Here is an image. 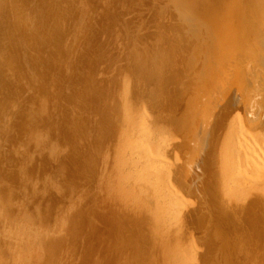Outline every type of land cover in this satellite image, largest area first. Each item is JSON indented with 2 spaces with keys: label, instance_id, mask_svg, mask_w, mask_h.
Instances as JSON below:
<instances>
[{
  "label": "rangeland",
  "instance_id": "obj_1",
  "mask_svg": "<svg viewBox=\"0 0 264 264\" xmlns=\"http://www.w3.org/2000/svg\"><path fill=\"white\" fill-rule=\"evenodd\" d=\"M0 1V264H264V182L247 175L248 194L236 189L228 143L241 128L264 137V35L251 24L264 0H225L215 19L181 14L189 0H59L46 48L24 35L44 3ZM237 16L252 20V58L206 30L236 32ZM149 159L156 176L140 166Z\"/></svg>",
  "mask_w": 264,
  "mask_h": 264
},
{
  "label": "bare ground",
  "instance_id": "obj_2",
  "mask_svg": "<svg viewBox=\"0 0 264 264\" xmlns=\"http://www.w3.org/2000/svg\"><path fill=\"white\" fill-rule=\"evenodd\" d=\"M5 1V0H4ZM24 1V0H23ZM27 1V0H26ZM29 1V0H28ZM38 1V0H37ZM40 1V0H39ZM38 1V2H39ZM51 1L52 0H41L40 2H43L44 3V5L43 6H41V4H39V5H34V3H33V6H32V8H30V6L31 5H27V7H28V9L30 8L31 10H32V12L35 14H33L34 15V20L33 19H30V20H33V22L31 21V23H29V25L27 26V27H29V26H31L30 28H28V30L26 31V29H25V37H26V39H30V38H34V40H39V41H41L43 44L41 45L40 44V47L42 46V47H45L46 45H47V42H48V44H51V43H53L54 44V46H55V43H56V39H58V38H55V35L53 34V32H52V30L54 29V22L56 21L57 22V20L59 19V18H57L56 16H57V14H56V12H57V9H56V7H57V5H59V0H53V2L54 3H52L51 4ZM67 1V0H66ZM92 1V0H91ZM173 1V0H172ZM223 1H225V0H189V1H187V4H189L187 7H185V10H181V14H183V15H187V13H189V11H188V8H191V9H193V10H195V7H197L198 8V10H199V13L198 14H201V17H203V18H205L204 16H207V18L208 17H211L212 19H215V17H214V15L213 14H215L214 13V10H215V7H217L216 5H221L222 3H223ZM234 1V0H233ZM256 2H262L261 0H255ZM1 2V1H0ZM33 2H35L34 0H33ZM39 2V3H40ZM69 2H71V0H69ZM76 2V1H75ZM87 2H89V1H87ZM86 1H85V3H87ZM121 2H123V1H121ZM228 2V1H227ZM231 3H232V0L230 1ZM241 2V1H240ZM249 2V1H248ZM2 3V2H1ZM0 3V4H1ZM9 3V2H8ZM13 3H15V2H13ZM20 3V2H19ZM29 3V2H28ZM37 3V2H36ZM77 3V2H76ZM83 3H84V1H83ZM90 3V2H89ZM105 3V2H104ZM237 3H238V1H237ZM246 3L247 2H245V4L244 5H246ZM17 4V3H16ZM16 4H15V7H16ZM22 4H24V3H22ZM29 4H31V3H29ZM88 4V3H87ZM91 4V3H90ZM180 4V3H179ZM228 4L230 5V3L228 2ZM241 3H239L238 5H240ZM258 4H261V3H258ZM2 5V4H1ZM0 5V6H1ZM14 5V4H13ZM25 5V4H24ZM73 5V4H72ZM75 5V4H74ZM116 5V4H115ZM118 5V4H117ZM168 5V4H167ZM172 5V4H171ZM17 6H18V4H17ZM88 5H86V7H87ZM92 6V5H91ZM174 6H177V4L176 5H174ZM180 6H181V4H180ZM240 6H242V5H240ZM14 7V8H15ZM72 7V6H71ZM85 7V6H84ZM221 8H222V5L220 6ZM233 7V5H231V8ZM235 7V6H234ZM243 7V6H242ZM250 7V6H249ZM1 8V7H0ZM19 8V7H18ZM77 8V7H76ZM120 8H121V6H120ZM158 8V7H157ZM225 8V7H224ZM226 8H227V6H226ZM244 8V7H243ZM24 9H26V7L24 8ZM29 9V10H30ZM77 9H80V8H77ZM86 9V8H85ZM88 9H89V6H88ZM183 9V8H182ZM236 9H237V7H236ZM257 9V8H256ZM259 14H260V16L258 17V19H257V21H252V20H248V19H250V18H248V19H246V18H241V17H238V19H239V21H240V23L238 24L239 26L237 27V31L236 32H234V30H233V32H230L229 31V29L227 28L228 26H226V27H223V25L224 24H218V22L217 21H214L213 20V22L211 21V24H213L214 23V25H213V27H211V25L210 26H208V28L206 29L207 30V32H208V30L209 29H212L213 31H214V35H218L219 33H220V40H221V42L223 43V45L224 44H234V47H232L233 48V51H235L236 49L235 48H238V49H242V48H244V49H242V50H240V51H245V53L246 54H248V56L247 57H250V58H252V54H254L255 53V51H256V49L258 48V44H256V42L257 41H255V42H250L251 40H252V38L251 37H253V36H263L264 35V5H262L261 4V6H259ZM1 10V9H0ZM10 10H11V7H10ZM74 10H75V8H74ZM81 10L82 9H80V10H78V12L80 11L81 12ZM87 10V9H86ZM86 10H84V11H86ZM90 10V9H89ZM235 10V9H234ZM246 9L244 8V10L243 11H245ZM11 11H13V10H11ZM83 11V10H82ZM83 11V12H84ZM88 11V10H87ZM91 11H93V10H91ZM250 11H251V9H250ZM5 12V11H4ZM186 14H185V13ZM246 12V11H245ZM253 12V11H252ZM251 12V13H252ZM0 13H1V11H0ZM13 13H16L15 12V10H14V12ZM19 13V12H18ZM71 13V12H70ZM160 13V12H159ZM196 13V12H195ZM218 13V12H217ZM243 13V12H242ZM247 13V12H246ZM257 13V12H256ZM74 14V13H73ZM72 14V15H73ZM78 14V13H77ZM80 14V13H79ZM85 15H86V13H84ZM221 14V13H220ZM220 14H218V15H220ZM241 14V13H240ZM245 14V13H244ZM254 14V12L252 13V15ZM3 15V14H2ZM19 15H21L20 13H19ZM22 15H24V14H22ZM27 16H28V14H26ZM70 15L71 14H69V17H70ZM90 15V14H89ZM249 15V14H248ZM27 16H25L26 17V21L28 22V17ZM74 16V15H73ZM73 16H71V17H73ZM98 16V15H97ZM128 16V15H127ZM131 16V15H130ZM174 16V15H173ZM194 16H195V14H194ZM223 16H227L226 14H223ZM254 16H255V14H254ZM4 17V16H3ZM7 17V16H6ZM15 17V16H14ZM14 17H12L13 19H14ZM80 17V16H79ZM83 17V16H82ZM85 17V16H84ZM169 17V16H168ZM190 17V16H189ZM250 17V16H249ZM19 18V17H18ZM29 18H31V16L29 17ZM75 18H77V16L75 17ZM126 18V17H125ZM178 18V17H177ZM191 18V17H190ZM206 18V19H207ZM219 18H221V17H219ZM5 18H3V20H4ZM70 19V18H69ZM105 19V18H104ZM124 19V18H123ZM122 19V20H123ZM232 19V18H231ZM236 19V18H235ZM8 20H10L11 21V19H8ZM29 20V21H30ZM60 20V19H59ZM64 20V19H63ZM73 20H76V19H74L73 18ZM78 20V19H77ZM110 20V18L108 19V21ZM156 20V19H155ZM203 20V19H202ZM14 21V20H13ZM16 21L18 22V20L17 19H15V22L14 23H16ZM20 21V20H19ZM25 21V20H24ZM25 21V22H26ZM62 21V20H61ZM66 21V20H65ZM111 21V20H110ZM168 21V20H167ZM186 21V20H185ZM189 21V20H188ZM234 21V20H233ZM250 21H252L251 22V24H252V26H253V36H251L250 34H249V32L247 33L246 31V25L245 24H247L248 22H250ZM23 22V21H22ZM76 22V21H75ZM79 22H81V21H78V23ZM106 22V21H105ZM116 22V21H115ZM156 22V21H155ZM232 22V21H231ZM6 23V22H5ZM77 23V24H78ZM96 23V22H95ZM98 23V22H97ZM102 23V22H101ZM110 23V22H109ZM210 23V22H209ZM225 23V22H224ZM236 23H238V21H236ZM235 23V24H236ZM1 24H2V22H1ZM28 24V23H27ZM81 24V23H80ZM93 24V23H92ZM115 24V23H114ZM248 24H250V23H248ZM250 24V25H251ZM10 25V24H9ZM9 25H7V26H9ZM17 25V24H16ZM24 25V24H23ZM26 25V24H25ZM112 25V24H111ZM110 25V26H111ZM227 25V24H226ZM231 25V24H230ZM250 25H248V26H250ZM6 26V27H7ZM12 26H13V23H12ZM18 26V25H17ZM16 26V27H17ZM79 26V25H78ZM113 26V25H112ZM117 26V25H116ZM204 26H206L205 24H204ZM203 26V24H202V27H204ZM232 26V25H231ZM237 26V25H236ZM11 27V26H10ZM73 27V26H72ZM75 27V26H74ZM80 27V26H79ZM24 28H26V27H24ZM77 28V27H76ZM100 28V27H99ZM117 28V27H116ZM139 28V27H138ZM172 28V27H171ZM230 28V27H229ZM233 28H236V27H233ZM2 29V28H1ZM8 29V28H7ZM11 29H13V28H11ZM14 29H15V27H14ZM13 29V30H14ZM22 29V28H21ZM70 29V28H69ZM72 29V28H71ZM74 29V28H73ZM79 29V28H78ZM184 29V28H183ZM186 29H188V30H192L191 29V25H189V27L187 26V28ZM185 29V30H186ZM252 29V28H251ZM16 30V29H15ZM30 30V31H29ZM161 30H162V27H161ZM249 30V29H248ZM9 31V30H8ZM7 31V32H8ZM11 31V30H10ZM43 31H45V32H49L50 34H51V36H52V38H48V37H46V38H41V39H39L38 37H40V33L41 32H43ZM119 31V30H118ZM163 31H164V29H163ZM229 31V32H228ZM249 31H251V30H249ZM6 32V33H7ZM14 32H17V31H14ZM21 32H22V30H21ZM55 32V31H54ZM169 32V31H168ZM174 32V31H173ZM184 32V31H183ZM205 32V31H204ZM10 33V32H9ZM23 33H24V31H23ZM23 33H21V34H23ZM49 33H47V34H49ZM77 33H78V31H77ZM117 33V32H116ZM171 33V32H170ZM193 33H194V31H193ZM251 33V32H250ZM18 34V33H17ZM16 34V35H17ZM20 34V35H21ZM43 34V33H42ZM74 34V33H73ZM172 34V33H171ZM252 34V33H251ZM8 36H9V34H7ZM37 35V36H36ZM79 35V34H78ZM195 35V34H194ZM213 35V36H214ZM1 36H2V34H1ZM1 36H0V38H1ZM5 36V35H4ZM36 36V37H35ZM76 36V35H75ZM204 36H206V35H204ZM242 36V37H241ZM71 37H72V35H71ZM169 37V36H168ZM244 37H248L247 39H245ZM22 38H23V36H22ZM21 38V39H22ZM48 38V39H47ZM114 38H116V37H114ZM172 38V37H171ZM213 38V37H212ZM212 38H211V40H212ZM251 38V40H249ZM264 38V37H263ZM9 39H10V37H9ZM16 39H20V38H17L16 37ZM79 38H78V36H77V39H76V41L78 40ZM155 39V38H154ZM161 39V38H160ZM17 40V41H18ZM24 40V39H23ZM33 40V39H32ZM62 40H64V39H62ZM80 40V39H79ZM209 40V39H208ZM215 40V39H214ZM258 40V39H257ZM0 41H3L2 40V38H1V40ZM20 41H22V40H20ZM20 41H18V42H20ZM67 41H68V39H67ZM1 43H3V42H1ZM4 43H6V42H4ZM260 43V42H259ZM180 44V43H179ZM218 44V43H217ZM221 43L219 42V45H220ZM263 44V43H262ZM4 45V44H3ZM8 45V44H7ZM58 45V44H57ZM72 45V44H71ZM164 45V44H163ZM169 45V44H168ZM10 46V45H9ZM99 46V45H98ZM107 46V45H106ZM218 46V45H217ZM230 46V45H229ZM1 47V46H0ZM5 47V46H4ZM39 47V48H40ZM76 47V46H75ZM80 47V46H79ZM105 47V46H104ZM178 47H179V45H178ZM209 47V46H208ZM223 47V46H222ZM11 48V47H10ZM46 48V47H45ZM74 48V47H73ZM154 48V47H153ZM174 48V47H173ZM176 48V47H175ZM260 49H261V47H259ZM40 49H43V48H40ZM48 49V48H47ZM214 49V48H213ZM235 49V50H234ZM0 50H1V48H0ZM7 50V49H6ZM31 50V49H30ZM45 50V49H44ZM75 50V49H74ZM180 50V49H179ZM184 50V49H183ZM186 50V49H185ZM10 50H8V52H9ZM16 51V50H15ZM12 52V51H11ZM42 52H43V50H42ZM1 53V52H0ZM10 53V52H9ZM13 53V52H12ZM72 53V52H71ZM164 53V52H163ZM213 53V52H212ZM242 53V52H241ZM244 53V52H243ZM244 53V55H246ZM2 54V53H1ZM40 54H42V53H40ZM33 55H34V53H33ZM70 55V54H69ZM74 55H76V54H74ZM264 55V54H263ZM8 56V55H7ZM10 56V55H9ZM12 56V55H11ZM65 56V55H64ZM179 56V55H178ZM217 56V55H216ZM257 56H258V54H257ZM5 57V56H4ZM3 57V58H4ZM247 57H245L246 59H245V61L247 60ZM256 57V56H255ZM254 57V58H255ZM259 57V56H258ZM6 58V57H5ZM235 58H236V56H235ZM253 58V59H254ZM136 59V58H135ZM138 59V58H137ZM237 59V58H236ZM243 59V58H242ZM0 60H1V56H0ZM4 60V59H3ZM7 60V59H6ZM6 60H4L5 62H6ZM16 60V59H15ZM19 60V59H18ZM234 60V59H233ZM10 61V60H9ZM82 61V60H81ZM129 61V60H128ZM244 61V59H243V62H241V63H244L245 62ZM18 62H20V60L18 61ZM248 61H246V63H247ZM7 63V62H6ZM126 63V62H125ZM230 63V62H229ZM7 64H9V63H7ZM7 64H5V66L7 65ZM18 64V63H17ZM16 64V65H17ZM19 64H22L21 62L19 63ZM144 64V63H143ZM220 64V63H219ZM227 64V63H226ZM240 64V63H239ZM15 65V64H14ZM73 65V64H72ZM154 65V64H153ZM233 65V64H232ZM21 65H19V66H17L18 67V70H19V68H23V66L22 67H20ZM1 67L2 68H4L3 67V64L1 65ZM15 67V66H14ZM17 67H15L16 69H17ZM130 67V66H129ZM7 68V67H6ZM70 68V67H69ZM74 68V67H73ZM222 68V67H221ZM237 68V67H236ZM242 68V67H241ZM72 69V68H71ZM137 69V68H136ZM217 69H219L218 68V66H217ZM231 69H233V68H231ZM3 70V69H2ZM15 70V69H14ZM17 70V71H18ZM22 70L23 69H20L19 71H21L22 72ZM215 70V69H214ZM17 71H15V72H17ZM18 71V72H19ZM33 71H35V70H33ZM148 71V70H147ZM146 71V73L148 74V72L149 71H151V70H149L148 72ZM224 71V70H223ZM248 71V70H247ZM254 71V70H253ZM256 71H257V69H256ZM9 72H10V70H9ZM8 72V73H9ZM14 72V71H13ZM17 72V73H18ZM123 72H125V71H123ZM151 72H153V71H151ZM151 72H149V74L151 73ZM11 73V72H10ZM17 73H15V74H17ZM35 72H33V74H34ZM68 73V72H67ZM221 73V72H220ZM239 73V72H238ZM233 74V73H232ZM231 74V75H232ZM19 75V77H20V73L18 74ZM18 75H16V76H18ZM38 75V73L37 74H35V76H37ZM220 75V74H219ZM246 75V74H245ZM230 76V75H229ZM235 76V75H234ZM124 77V76H123ZM122 77V78H123ZM126 79H125V77L123 78V80L122 81H124V80H129L130 78V75H129V77L126 75ZM219 77V76H218ZM231 77V76H230ZM255 77V76H254ZM8 78V77H7ZM6 78V79H7ZM11 78V77H10ZM14 78H17V77H14ZM37 78H38V76H37ZM87 78H88V76H87ZM214 78V77H213ZM232 78V77H231ZM255 78H257V77H255ZM65 79V78H64ZM63 79V80H64ZM146 79V78H145ZM248 79V78H247ZM128 80L127 81H125L124 83H128V84H126V85H128V87L126 86V85H124L125 86V88H129V83L130 82H128ZM132 80V79H131ZM17 82V83H19V81H20V78H18V80L16 81V80H14L13 79V82ZM130 81V80H129ZM243 81V80H242ZM250 81V80H249ZM261 81H263V80H261ZM22 82V81H21ZM27 82V81H26ZM215 82V81H214ZM218 82V81H217ZM226 82V81H225ZM23 83V82H22ZM70 83V82H69ZM131 83H132V81H131ZM138 83V82H137ZM165 83V82H164ZM230 83V82H229ZM263 83V82H262ZM143 84V83H142ZM255 84V83H254ZM253 84V85H254ZM18 85V84H17ZM66 85V84H65ZM123 86V87H124ZM12 87V86H11ZM84 87V86H83ZM254 87V86H253ZM255 87H256V85H255ZM254 87V88H255ZM82 88V87H81ZM91 88V87H90ZM79 89V88H78ZM84 89V88H83ZM124 89V88H123ZM127 89H125V90H127ZM132 89V88H131ZM135 89V88H134ZM207 89V88H206ZM259 89V88H258ZM11 90V89H10ZM19 90V89H18ZM68 90V89H67ZM251 90V89H250ZM114 91V90H113ZM62 92V91H61ZM128 93V91H125L124 92V90H123V93H122V95L124 94V93ZM138 92H140V91H138ZM248 92V91H247ZM255 92V91H254ZM12 93V92H11ZM36 93H38L37 91H36ZM36 93H34L33 94V96L34 95H36ZM56 93V92H55ZM60 93V92H59ZM74 93V92H73ZM126 93V94H127ZM130 93V92H129ZM143 93V92H142ZM215 93V92H214ZM72 94V93H71ZM137 94V93H136ZM135 94V95H136ZM139 94V93H138ZM219 94V93H218ZM72 95H74V94H72ZM71 95V96H72ZM125 95V94H124ZM255 95V94H254ZM68 96H69V94H68ZM120 96H121V94H120ZM133 96V95H132ZM138 96H140V95H138ZM119 97V96H118ZM124 97V96H123ZM215 97V96H214ZM38 99V98H37ZM40 99V98H39ZM113 99V98H112ZM60 100V99H59ZM78 100V99H77ZM124 100V99H123ZM133 100V99H132ZM165 101V100H164ZM74 102V101H73ZM77 102V101H76ZM187 103V102H186ZM36 104H38L37 106H39V102L38 103H36ZM45 104V107H46V102L44 103ZM172 104V103H171ZM257 104V103H256ZM136 105H137V103H136ZM36 107V106H35ZM34 107V109H36V111H37V108L38 107H36L35 108ZM41 107V106H40ZM115 107V106H114ZM130 107H132V106H130ZM136 107V106H135ZM27 108V107H26ZM127 108V107H126ZM137 108V107H136ZM28 109H29V107H28ZM31 109H33V108H31ZM43 109V108H42ZM249 109V108H248ZM41 110V109H40ZM28 111V110H27ZM26 111V113H29V115H30V117L33 115V113H36L35 114V116L37 115H39V114H37L38 113V111L36 112V111H34V112H32V111H28L27 112ZM43 111V110H42ZM134 111V110H133ZM155 111V110H154ZM249 111V110H248ZM56 112V111H55ZM258 112V111H257ZM31 113H32V115H31ZM43 113V112H42ZM134 113V112H133ZM138 113V112H137ZM136 113V114H137ZM141 113H142V111H141ZM164 114V113H163ZM240 114V113H239ZM28 114H26V116H27ZM29 115L27 116V117H29ZM61 115V114H60ZM132 115H134V114H132ZM143 115H144V113H143ZM210 115V114H209ZM46 116V115H45ZM44 115H43V118L45 117ZM137 115H135V116H132V117H136ZM162 116V115H161ZM169 116V115H168ZM75 117V116H74ZM142 117V116H141ZM158 117H159V115H158ZM46 118H47V116H46ZM114 118V117H113ZM116 118V117H115ZM134 118H133V121H136L137 119H135L134 120ZM137 118H138V116H137ZM230 118V117H229ZM20 119V118H19ZM33 119V118H32ZM129 119H130V117H129ZM146 119V118H145ZM31 120V119H30ZM29 120V121H30ZM38 120H40V118L38 119ZM131 120V119H130ZM129 120V121H130ZM146 120H148V119H146ZM33 121H35V120H33ZM128 121V122H129ZM139 121V120H138ZM144 121V120H143ZM156 122H157V120H155ZM23 122H25V121H23ZM69 122V121H68ZM37 123V122H36ZM45 123V122H44ZM69 123H71V122H69ZM134 123V122H133ZM147 123V122H146ZM146 123H145V125H146ZM155 123V122H154ZM230 123V122H229ZM25 124V123H24ZM31 124V121H30V123H29V125ZM34 124V123H33ZM33 124H31L33 127H35ZM127 124H130V123H127ZM136 124V123H135ZM141 124V123H140ZM202 124V123H201ZM20 125V124H19ZM136 125H138V124H136ZM142 125H143V123H142ZM154 125H156V124H154ZM59 126V125H58ZM130 126H132L131 124H130ZM144 126V125H143ZM60 127V126H59ZM62 127V126H61ZM60 127V128H61ZM134 128H136L135 127V125L133 126ZM133 127H132V129H133ZM141 128H142V126H140ZM144 127H147V125L146 126H144ZM154 127V126H153ZM156 128V127H155ZM40 129V128H39ZM143 129V128H142ZM142 129H140L141 131H142ZM148 129H150L149 127H148ZM121 130V129H120ZM131 130V129H130ZM134 130V129H133ZM132 130V131H133ZM137 130L138 129H136L135 130V132H137ZM233 130V129H232ZM230 131L229 132V136H231L230 134H232L231 132H233V131ZM35 131V130H34ZM122 131V130H121ZM129 131V130H128ZM139 131V130H138ZM152 131H153V129H152ZM238 131H240V132H238ZM131 132V131H130ZM135 132H134V135H135ZM146 132H147V130H146ZM150 132H151V130H150ZM154 132V131H153ZM236 132V131H235ZM235 132H233V134H232V136L230 137V138H228L229 140H228V143H229V145H231V152H232V154L235 156L234 157V159L236 160V162H237V166L235 165V167L234 168H236V170L234 171V170H232L233 172H234V174H231L230 175V180H231V182L232 183H235V182H237L236 183V185H237V190H239V189H241L242 187H243V190H244V188H246L244 191L247 193L248 192V190H247V188L248 187H244V182H245V180H246V177H247V175H249V178L251 177L252 178V180L254 179V181L256 182L257 180L256 179H258L259 181H261V182H264V137L263 138H260L261 140H259V138H257L259 141H257V142H254V139L253 138H251V137H248V136H245L244 135V133H242L243 132V130H242V128L241 129H237V135H235L236 133ZM129 133V132H128ZM139 133H141L142 134V132H139ZM139 133H138V135H139ZM159 133H161V132H159ZM158 133V134H159ZM167 133V132H166ZM227 133V132H226ZM235 133V134H234ZM41 134V135H40ZM38 133L37 135H39V138H42V137H40V136H43L42 135V133ZM46 134V133H45ZM59 134V133H58ZM141 134H140V136H141ZM147 134H149V137L151 136L150 135V133L148 132ZM153 134V133H152ZM164 134V133H163ZM246 135H247V133H245ZM35 135H36V132H35ZM34 135V136H35ZM50 135V134H49ZM55 135V134H54ZM57 135V134H56ZM133 135V136H134ZM146 135V134H145ZM227 135H228V133H227ZM233 135L234 136H236V138H233ZM45 136V135H44ZM129 136H130V134H129ZM132 136V135H131ZM142 136H143V134H142ZM168 136V135H167ZM228 136V137H229ZM31 137H32V135H31ZM120 137V136H119ZM119 137H118V139H119ZM136 137H138L137 135H136ZM146 137H148V136H146ZM160 137V136H159ZM161 137H162V134H161ZM164 137V136H163ZM45 138H47L46 136L44 137V139ZM130 138V137H129ZM128 138V139H129ZM139 138V140H140V137H138ZM145 138V137H144ZM170 138V137H169ZM236 139V140H233L232 141V139ZM38 139V138H37ZM128 139H127V142H130V141H134V139L135 138H130V139H132V140H130V141H128ZM148 139V138H147ZM162 139V138H161ZM31 140H33V139H31ZM39 140V139H38ZM117 140V139H116ZM142 140V139H141ZM148 140H150V138L148 139ZM160 140V139H159ZM168 140V139H167ZM122 141V140H121ZM132 141V142H133ZM145 141H146V139H145ZM158 141V140H157ZM27 142V141H26ZM56 142V141H55ZM79 142H80V140H79ZM125 142V144L127 143L126 141H124ZM132 142H130V143H127V145H125L123 148H126V147H129V146H131L130 148H126V149H130V150H132L131 148L132 147H134V146H136V143H137V146L139 145V148L138 147H134V148H138L139 150H140V148H142L141 146L143 145L142 143L143 142H141V141H139V144H138V140H137V142H135L134 141V143H135V145L132 143ZM159 142H162V140L161 141H159ZM37 143V142H36ZM44 143V142H43ZM42 143V144H43ZM40 144V143H39ZM48 144V143H47ZM64 144V143H63ZM120 144V143H119ZM122 144V143H121ZM129 144V145H128ZM133 144V145H132ZM142 144V145H141ZM145 144V143H144ZM152 144H154V143H152ZM54 145H56V144H54ZM116 145V144H115ZM123 145H124V143H123ZM122 145V146H123ZM147 145V144H146ZM227 145V144H226ZM161 146V145H160ZM163 146H165V144L163 145ZM120 147V146H119ZM144 147H145V145H144ZM158 147V146H157ZM32 148V147H31ZM40 147H38V149H39ZM51 148V147H50ZM151 148V147H150ZM149 148V149H150ZM36 149V148H35ZM145 149H146V147H145ZM159 149V148H158ZM164 149H166V148H164ZM221 149V148H220ZM120 150H121V148H120ZM135 149H133L132 150V152L134 151ZM138 150V151H139ZM143 150V149H142ZM151 150V149H150ZM227 150V149H226ZM33 151V150H32ZM39 151V150H38ZM44 151V150H43ZM53 151V150H52ZM123 151V150H122ZM137 150H135L134 152H136ZM137 151V152H138ZM149 151V150H148ZM154 151V150H153ZM228 151V150H227ZM35 152V151H34ZM109 152H110V150H109ZM141 152V151H140ZM139 152V153H140ZM152 152V151H151ZM172 152V151H171ZM181 152V151H180ZM50 153V152H49ZM19 154V153H18ZM31 155H33L34 153H30ZM38 154V153H37ZM47 154V153H46ZM147 154H148V152H147ZM164 154V153H163ZM230 154V153H229ZM53 155V154H52ZM115 155H117V154H115ZM126 155V154H125ZM137 155V154H136ZM141 155H144V154H140V157H141ZM149 155V154H148ZM38 156V155H37ZM103 156V155H102ZM123 156V155H122ZM121 156V157H122ZM154 156V155H153ZM161 156V155H160ZM222 156V155H221ZM224 156V155H223ZM28 157V156H27ZM105 157V156H104ZM107 157H109V156H107ZM134 157V156H133ZM139 157V158H140ZM164 157V156H163ZM30 158V157H29ZM115 158V157H114ZM162 158V157H161ZM165 158V157H164ZM224 158V157H223ZM231 158V157H230ZM8 159V158H7ZM31 159H32V157H31ZM133 159V158H132ZM137 159V158H136ZM146 159V158H145ZM150 159H152L153 160V158L151 157ZM150 159H149V161H150ZM158 159V158H157ZM226 159V158H225ZM106 160H108V159H106ZM141 160V159H140ZM143 160V159H142ZM151 160V161H152ZM222 160V159H221ZM224 160V159H223ZM29 161V160H28ZM139 161V160H138ZM144 161V160H143ZM147 161V160H146ZM149 161H147L146 163L144 162L143 164H139L140 166H141V168L142 169H148L147 171H149L150 169V171L149 172H146V173H151V174H149V176H153V174L155 175H157V173H154L155 171L154 170H152L154 167L152 166V162L150 161V165H148V162ZM229 161V160H228ZM25 162V161H24ZM43 162V161H42ZM103 162V161H102ZM121 162H123V160L121 161ZM125 162V161H124ZM126 162H127V160H126ZM137 162V161H136ZM38 163H39V161H38ZM155 163V162H154ZM154 163H153V165H154ZM231 163V162H230ZM58 165H59V163H57ZM122 164V163H121ZM148 166H147V165ZM19 165V164H18ZM114 165V164H113ZM142 165L143 166H145V167H142ZM39 166V165H38ZM43 166V165H42ZM57 166V165H56ZM60 166V165H59ZM58 166V167H59ZM126 166V165H125ZM153 167V168H147V167ZM26 167V166H25ZM163 167V166H162ZM229 167V166H228ZM20 168V167H19ZM34 168V167H33ZM38 168V167H37ZM112 168V167H111ZM115 168V167H114ZM129 168V167H128ZM137 168V167H136ZM158 168V167H157ZM233 168V169H234ZM119 169V168H118ZM155 170H156V168H154ZM159 169V168H158ZM232 169V168H231ZM121 170V169H120ZM227 170V169H226ZM25 171V170H24ZM32 171V170H31ZM104 171V170H103ZM116 171V170H115ZM136 171V170H135ZM157 171V170H156ZM161 170L159 169V172H160ZM108 172V171H107ZM145 172V171H144ZM152 172H153V174H152ZM123 173V172H122ZM133 173H136V172H133ZM59 174V173H58ZM61 174V173H60ZM138 174V173H137ZM146 176H147V174H145ZM155 175V176H156ZM159 175V174H158ZM161 175V174H160ZM125 176V175H124ZM135 176H136V174H135ZM154 176V177H155ZM244 176H246V177H244ZM56 177V176H55ZM63 177V176H62ZM107 177H109V176H107ZM106 177V178H107ZM58 178V177H57ZM110 178H112V176L110 177ZM127 178V177H126ZM109 179V178H108ZM107 179V180H108ZM129 179V178H128ZM149 179V178H148ZM225 179V178H224ZM228 179H229V177H228ZM71 180V179H70ZM248 180H250V179H248ZM68 181V180H67ZM247 181V180H246ZM159 182V181H158ZM249 182H251V181H249ZM249 182H246V183H249ZM253 182V181H252ZM117 184H119V183H117ZM229 184V183H228ZM251 184V183H250ZM256 184V183H255ZM259 184V183H258ZM164 185V184H163ZM235 185V186H236ZM249 185V184H248ZM231 186V185H230ZM251 186V185H250ZM258 186V185H257ZM110 187V186H109ZM114 187V186H113ZM118 187V186H117ZM255 187V186H254ZM119 188H120V186H119ZM261 188V187H260ZM263 188V187H262ZM107 189V188H106ZM227 189V188H226ZM121 190V189H120ZM123 190V189H122ZM121 190V191H122ZM236 190V191H237ZM242 189H241V192L243 191ZM258 190V189H257ZM160 192V191H159ZM162 192V191H161ZM170 192V191H169ZM238 192V191H237ZM240 191H239V193H241ZM254 192V191H253ZM122 193H123V191H122ZM164 193V192H163ZM252 193V192H251ZM262 193V192H261ZM117 194V193H116ZM244 194V193H243ZM248 194V193H247ZM260 194V193H259ZM258 194V195H259ZM121 196H123L122 194H120ZM119 195V196H120ZM233 195V194H232ZM235 195H237V194H235ZM234 195V196H235ZM239 195V194H238ZM257 195V194H256ZM264 196V195H263ZM166 197V196H165ZM249 197H251V196H249ZM170 198V197H169ZM239 198H240V196H239ZM241 202V201H240ZM49 204H51L50 202H49ZM245 204V203H244ZM51 206V205H50ZM256 206V205H255ZM232 207V206H231ZM260 207H262V206H260ZM254 208V207H253ZM47 209V208H46ZM49 209V208H48ZM236 209V208H235ZM257 209V208H256ZM260 210V209H259ZM46 213H47V211H46ZM241 217V216H240ZM163 220V219H162ZM259 220V219H258ZM257 220V221H258ZM252 221V220H251ZM250 221V222H251ZM255 221V220H254ZM237 223V222H236ZM257 223H259V221L257 222ZM256 223V224H257ZM173 225V224H172ZM51 250V249H50ZM171 251V250H170ZM174 253V252H173ZM175 261V260H174ZM96 262V261H95Z\"/></svg>",
  "mask_w": 264,
  "mask_h": 264
}]
</instances>
